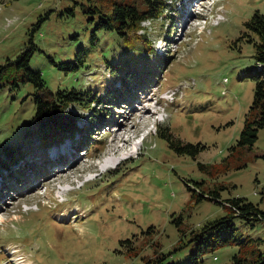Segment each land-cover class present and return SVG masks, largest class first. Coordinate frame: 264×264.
I'll list each match as a JSON object with an SVG mask.
<instances>
[{"label":"rangeland","instance_id":"rangeland-1","mask_svg":"<svg viewBox=\"0 0 264 264\" xmlns=\"http://www.w3.org/2000/svg\"><path fill=\"white\" fill-rule=\"evenodd\" d=\"M122 1L0 0V144L40 152L22 133L35 127L34 99L45 91L74 88L97 98L92 110H75L77 125L87 127L82 151L71 139L54 162L30 153L15 175L3 171L0 264H156L147 262L157 254L161 264H229L234 255H264V220L223 206L240 197L264 209V127L251 146L237 145L252 75L264 74L245 22L264 15V0H162L167 10L142 22L145 41L134 47L113 18ZM107 19L110 28L99 25ZM31 43L28 68L42 86L15 65ZM127 60L128 93L116 77ZM145 103L155 115L145 114ZM114 120L126 125L120 134L128 142ZM161 127L197 151L176 152L158 136ZM112 154L123 159L102 170ZM66 182L73 186L64 195Z\"/></svg>","mask_w":264,"mask_h":264},{"label":"trees","instance_id":"trees-1","mask_svg":"<svg viewBox=\"0 0 264 264\" xmlns=\"http://www.w3.org/2000/svg\"><path fill=\"white\" fill-rule=\"evenodd\" d=\"M167 10L165 2L162 0H123L122 2L115 3L112 14L113 18L117 20V28H119V34L123 36V41L126 42L130 47L136 46L137 40L145 41L144 34H140L139 31L143 29L142 22L146 20L157 19L159 16ZM103 24L105 27H111L112 23L110 19L105 22H100L99 25ZM246 28L252 31L255 35L253 38L247 32L245 35L248 36V41H253L255 46V60L259 67H264V15L258 11L245 22ZM35 45L27 46L16 58L15 65L23 67L25 70L23 78L32 81L36 86H42V80L38 72H34L28 68V63L32 56ZM150 49V48H147ZM83 54V49L75 55V59L81 61L80 55ZM130 64L127 60L122 66L123 70L116 75L117 79L122 84L123 90L127 89L129 86L127 76L128 69L126 67ZM114 68V66L112 65ZM125 69V70H124ZM3 70V66H0V76ZM124 72V75L122 74ZM255 81L253 90V101L250 110L245 117L243 127L240 131L239 137L237 139V145L245 146L252 145L257 139V131L264 127V74L252 75ZM116 79V80H117ZM142 83V80H139ZM127 93L128 91L125 90ZM109 90L107 89L105 94L107 95ZM93 99V100H92ZM97 98L90 95L88 90H76L71 89H57L55 92L45 91L41 95H37L34 99L35 102V112L31 118V122L35 124V127L27 128L23 131V136H33L38 140V145L40 146V152L38 148L34 149V146L30 145V149L27 153L23 152V149L17 144L16 148H12V144L2 143L0 144V154L2 152V160L0 156V172L2 174L5 170H9L10 174L14 175L17 171H13L16 165L21 166L23 159L29 157V154L35 155L37 153H42L43 157L46 158L45 151L48 146L52 143L65 138L66 136L71 137L74 143V148L76 150L86 147V125L79 127L77 125L78 120L82 117L80 114L75 112L86 111L90 108V105ZM111 105V104H110ZM70 109H74V112ZM89 110H92L90 108ZM80 135V138L75 137V132ZM84 133V134H83ZM158 136L163 137L168 142L170 148L174 149L178 153L184 151L194 153L196 152V147L190 145L189 143H182L179 139L173 138L166 128H158ZM92 146V143L88 144ZM13 150H10V149ZM4 153V154H3ZM24 160V162H25ZM46 161V159H45ZM48 162V160H47ZM44 163V162H43ZM202 166V165H200ZM4 178V177H3ZM217 195V193L215 194ZM201 197V196H199ZM202 198V197H201ZM219 197H215L217 202ZM264 198V192H263ZM226 204L223 206L229 207L235 216H241L247 220H264V209H260L256 204L252 202L245 201L243 198L236 197L230 200H225ZM222 205V204H221ZM207 227V226H206ZM212 239V237H211ZM127 242V241H126ZM224 239L218 238L216 243L223 244ZM199 244H203L200 243ZM202 246L197 247V251H200ZM197 252L191 253V258L196 262ZM163 256L158 254L150 258L147 263H151L155 260L156 264H161L160 261ZM229 264H264V255L257 253L254 255L253 259L250 260L241 255H234L232 261Z\"/></svg>","mask_w":264,"mask_h":264},{"label":"bare ground","instance_id":"bare-ground-1","mask_svg":"<svg viewBox=\"0 0 264 264\" xmlns=\"http://www.w3.org/2000/svg\"><path fill=\"white\" fill-rule=\"evenodd\" d=\"M201 1V0H200ZM197 2H199V1H197ZM188 12V10H186L185 9V12ZM190 11H189V14H187L185 17H189L190 16ZM189 21V20H188ZM152 99V97L150 96L149 97V101ZM138 101H139V103L141 104V105H143V103H142V101L141 100H139L138 99ZM145 105H146V103H145ZM123 106V105H122ZM147 106V105H146ZM142 107V106H141ZM118 111H122V109H118ZM134 111L135 110H133V112L132 113H129V115H127V116H125V120L129 117V116H131L132 114H134ZM145 112H147V113H145V114H147V115H149L148 117H150V116H153V115H155V113L156 112H154V111H152L151 109H149V107L147 106V107H145V110H144ZM111 120H113V119H111ZM113 123H114V126L115 125H120V124H122L123 122H119V123H117L115 120L113 121ZM125 124H122L117 130H116V133H117V135L120 137V140L122 141H124V142H128L126 139H128V137L127 138H124V136H123V134H120L122 131H124V129H125ZM134 126V125H133ZM129 136V135H128ZM136 150V149H135ZM62 152V151H61ZM55 153H56V150H55ZM131 154H128L127 156H130ZM123 157V156H122ZM126 157V156H125ZM120 159H123V158H121V157H116V158H114V157H111V158H109V159H106L102 164H101V169L102 170H104V169H106V168H108V167H112L113 165H115L116 164V162H119V160ZM51 164H54L53 162L52 163H50V165ZM63 166H65V165H62L60 168H62ZM54 172V171H53ZM52 174V173H51ZM57 174H55V176H56ZM4 194V192L3 193H1L0 194V200L2 199V197L4 196L3 195ZM13 253L14 252H16L15 250H13L12 251ZM23 263V262H22Z\"/></svg>","mask_w":264,"mask_h":264}]
</instances>
